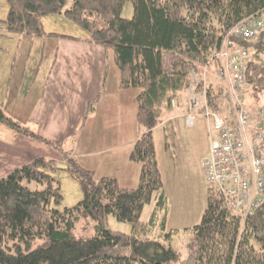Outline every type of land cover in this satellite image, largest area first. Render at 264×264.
<instances>
[{"label":"trees","instance_id":"16d2710c","mask_svg":"<svg viewBox=\"0 0 264 264\" xmlns=\"http://www.w3.org/2000/svg\"><path fill=\"white\" fill-rule=\"evenodd\" d=\"M125 1L7 0L4 22L9 31L41 35V17L63 13L86 30L83 39L112 49L119 87L136 89L139 135L129 158L141 168L136 186L97 177L70 152L8 115L0 103V122L58 149L64 158L60 166L53 158L36 156L0 178V264H264V200L243 218L207 187L205 208L190 227L182 260L175 248L162 243L161 233L154 235L166 194L152 135L171 113V100L176 103L186 95L192 72L219 48L224 32L263 12L264 0H129L133 14L123 17ZM235 40L252 51L246 83L264 88V28L253 39ZM223 92V84L210 82L212 103L221 101ZM93 108L90 101L88 110ZM59 167L78 180L82 192L80 200L63 208L58 207L60 186L51 174ZM153 194V210L142 220ZM108 214L130 222L132 232L107 228ZM86 215L96 221L95 233L76 236L75 222ZM125 247L129 253L119 251Z\"/></svg>","mask_w":264,"mask_h":264},{"label":"crops","instance_id":"0c3cea01","mask_svg":"<svg viewBox=\"0 0 264 264\" xmlns=\"http://www.w3.org/2000/svg\"><path fill=\"white\" fill-rule=\"evenodd\" d=\"M49 35L29 36L26 64L7 73L0 91L3 110L12 118L70 152L95 176H111L122 186H136L141 164L129 158L139 133L136 122V89L118 85L119 71L113 51L102 44L51 31ZM47 42L53 53L46 52ZM45 61L43 70L41 65ZM90 101L93 109L88 110ZM186 95L173 106L158 127L188 112ZM209 130V126H208ZM209 145L205 151L208 152ZM156 152V150H155ZM204 155V156H205ZM36 156L64 162L61 151L33 137L21 134L0 122V178L14 167Z\"/></svg>","mask_w":264,"mask_h":264},{"label":"rangeland","instance_id":"374dc122","mask_svg":"<svg viewBox=\"0 0 264 264\" xmlns=\"http://www.w3.org/2000/svg\"><path fill=\"white\" fill-rule=\"evenodd\" d=\"M7 9V0H0V91L6 87L7 73L11 65L13 64L15 67L14 72H19L26 63V66L30 67L33 57L26 60L27 53L29 49L32 50L31 54L38 50L35 45L30 48L29 36L32 34L12 32L6 28L4 19ZM120 14L123 17H130L133 14L131 1L124 2ZM41 22L43 27L41 35L47 36L51 31L78 36L87 34L82 26L66 18L63 13L46 14L41 17ZM48 51L53 53L54 49L53 46L50 48V44L47 42L46 52ZM45 61L48 60L43 59L42 70ZM245 88L244 105L246 110L251 115H256L258 109L263 108L264 113V88L255 90L250 82L246 83ZM213 104L223 111L228 109L224 100V92L221 101ZM181 120V117L174 118L173 121L158 127L154 134L155 154L161 172L163 190L166 194V206L157 210L153 232L154 235L161 233L159 239L162 243L175 248L179 259L182 260L187 253V242L192 234L190 227L200 221L206 205L208 183L203 173L202 161L210 143V133L208 121L202 115L196 116V122L192 126L185 125ZM212 133L214 134L215 131L212 130ZM62 164L59 162L60 166ZM51 174L58 181L62 194L58 204L59 208L73 205L82 198L78 180L66 169L59 167L51 171ZM30 185L34 187L35 183L32 182ZM154 197L155 194L150 202L144 205L141 213L142 220L149 219L154 207ZM95 223L96 221L91 216H81L75 222L73 233L76 236H91L95 233ZM106 227L125 234L132 232L130 222L118 220L112 214L107 215ZM38 241L41 242L42 239ZM119 251L130 252L127 247L120 248Z\"/></svg>","mask_w":264,"mask_h":264},{"label":"built area","instance_id":"2783aa9c","mask_svg":"<svg viewBox=\"0 0 264 264\" xmlns=\"http://www.w3.org/2000/svg\"><path fill=\"white\" fill-rule=\"evenodd\" d=\"M263 28L264 10L231 26L209 60L192 72L187 88L186 122L193 124L197 115L208 121L210 143L202 161L208 187L243 218L264 200V113L259 108L251 115L245 108V65L252 52L235 39H253ZM211 80L224 85L225 111L209 97Z\"/></svg>","mask_w":264,"mask_h":264}]
</instances>
